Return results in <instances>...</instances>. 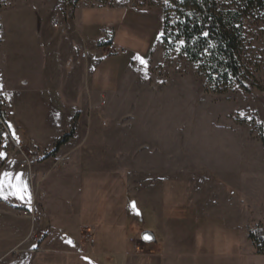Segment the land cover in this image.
I'll list each match as a JSON object with an SVG mask.
<instances>
[{
	"label": "rangeland",
	"instance_id": "obj_1",
	"mask_svg": "<svg viewBox=\"0 0 264 264\" xmlns=\"http://www.w3.org/2000/svg\"><path fill=\"white\" fill-rule=\"evenodd\" d=\"M166 3L0 0V264L36 255L47 239L54 264H74L71 254L90 264H237L218 223L239 220L240 264H264L249 239L264 227V20L245 22L243 79L253 88L216 93L180 48L166 56ZM42 50L60 94L23 106L20 69H38ZM76 113L75 139L41 162ZM21 174L24 199L9 186ZM73 241L83 253L69 250Z\"/></svg>",
	"mask_w": 264,
	"mask_h": 264
},
{
	"label": "trees",
	"instance_id": "obj_2",
	"mask_svg": "<svg viewBox=\"0 0 264 264\" xmlns=\"http://www.w3.org/2000/svg\"><path fill=\"white\" fill-rule=\"evenodd\" d=\"M163 16L161 41L166 56L180 48L181 55L197 65V72L216 93L226 92L235 84L247 91L253 88L243 79L245 22L250 18L264 20V0H167ZM5 116L0 99L3 122ZM78 121L79 113H76L70 131L56 142L41 162L53 157L73 139ZM260 141L264 148L262 129ZM249 239L258 254L264 255V227L258 226L250 232Z\"/></svg>",
	"mask_w": 264,
	"mask_h": 264
},
{
	"label": "crops",
	"instance_id": "obj_3",
	"mask_svg": "<svg viewBox=\"0 0 264 264\" xmlns=\"http://www.w3.org/2000/svg\"><path fill=\"white\" fill-rule=\"evenodd\" d=\"M49 54L50 53H48V56H47V52L44 53V51L42 50L41 58L38 59V61H40V67H38V69L34 68L33 64L27 65L26 68H24L23 70L20 69V73L23 74V72H24V75H23V78L21 80L17 81L16 89H17V92L19 94L18 96L20 97L21 100L24 101L22 103L23 106L26 105L27 102L30 101L31 99H33L34 97L35 98L38 97V95H43V96L48 97V94H55L57 96L60 94L57 85H55L54 82H52V80H50V78H48V75L50 74V71H51L50 64L52 62V60L49 59ZM47 57L49 60H47V62H46ZM9 65H10L9 60L7 59V66H9ZM9 70L10 69L8 67L6 72H9ZM33 70H34V72H33ZM37 72L39 73V75H37ZM37 77H42V80L38 79ZM40 81H42L43 84ZM81 119H82V116H81V118H79L77 133H78V129H79V126L81 123ZM76 136H77V134H76ZM74 139L75 138L71 139L70 142ZM31 142L37 146V144L35 142H33V141H31ZM67 160H68V157H67ZM167 195H168V193H167ZM238 208H240V207H238L236 205L235 209L237 211L235 214L241 215L242 210L239 211ZM183 211L185 212V209H183ZM195 218H197V220H195V221H197L199 224L197 226L199 228H201L203 225L201 222H204L203 221L204 219L202 217H195ZM206 220L209 221V223H211L210 219H206ZM239 221L240 222H237V221L227 222L226 221L225 223H224V221H221L220 223H218V225L220 227H222V229L220 230V232L222 233V236L225 238V240L227 242H231V243H233L232 245H234L235 255L232 256L231 254H229V256L232 258L231 260L236 261L237 264H240V258L242 257L241 253L243 252L242 246H241L242 245L241 244V235H240V231H239V230L243 231V229L241 227L242 226L241 220H239ZM218 225H214V226H216V228H217ZM224 226H225V228H224ZM226 228H228V229H226ZM50 246H51L50 240L49 239L45 240L43 242V244L41 245V249H42L41 252L37 253L36 255L27 254L26 256L21 257V262L19 264H30L31 260H35V263L33 262V264H40V262H43V261H45L44 264H54L56 256H57V254H56L57 250L51 249ZM70 246H71V248L69 250L70 251L76 250V252H75L76 255H78L81 252L83 253V247L81 244L79 245V243L77 241H73L72 245H70ZM61 255H63V254H61ZM70 256H72L73 259H72V261H69V262H72L74 264H90L87 260L83 259L82 256L81 257L76 256L78 258H75V259L73 257V254H71ZM244 257L246 258V255H244ZM38 258H39V261H37Z\"/></svg>",
	"mask_w": 264,
	"mask_h": 264
},
{
	"label": "snow or ice",
	"instance_id": "obj_4",
	"mask_svg": "<svg viewBox=\"0 0 264 264\" xmlns=\"http://www.w3.org/2000/svg\"><path fill=\"white\" fill-rule=\"evenodd\" d=\"M0 159H6V154L0 153ZM4 176H5V178H8L10 180L8 173H5ZM19 179H20L19 185H11V183H10L9 186L13 187L15 190H17L18 198L24 199V192L26 190V185L22 179V174L20 175ZM3 188H4V182L2 180H0V192L3 191ZM132 207L135 208V205L133 204ZM144 238L149 239V237L147 235ZM69 243H71V241H69Z\"/></svg>",
	"mask_w": 264,
	"mask_h": 264
},
{
	"label": "water",
	"instance_id": "obj_5",
	"mask_svg": "<svg viewBox=\"0 0 264 264\" xmlns=\"http://www.w3.org/2000/svg\"><path fill=\"white\" fill-rule=\"evenodd\" d=\"M146 235L149 237V239H145V238H144ZM142 239H143V241L146 242V243H152V242L154 241V237H153V235L150 234V233H145V234H143V235H142Z\"/></svg>",
	"mask_w": 264,
	"mask_h": 264
},
{
	"label": "built area",
	"instance_id": "obj_6",
	"mask_svg": "<svg viewBox=\"0 0 264 264\" xmlns=\"http://www.w3.org/2000/svg\"><path fill=\"white\" fill-rule=\"evenodd\" d=\"M107 50H108L109 52H111V53H116V52H117V48H116L115 45H113V44L108 45V46H107ZM122 52H123V51H122ZM83 57H86V55H83ZM36 156H37V154H36ZM34 157H35V155H34Z\"/></svg>",
	"mask_w": 264,
	"mask_h": 264
}]
</instances>
